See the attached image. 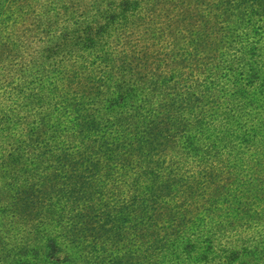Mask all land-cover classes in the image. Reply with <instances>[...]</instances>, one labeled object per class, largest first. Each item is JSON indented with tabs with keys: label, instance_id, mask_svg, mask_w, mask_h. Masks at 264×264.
<instances>
[{
	"label": "trees",
	"instance_id": "1",
	"mask_svg": "<svg viewBox=\"0 0 264 264\" xmlns=\"http://www.w3.org/2000/svg\"><path fill=\"white\" fill-rule=\"evenodd\" d=\"M0 264H264V0H0Z\"/></svg>",
	"mask_w": 264,
	"mask_h": 264
}]
</instances>
